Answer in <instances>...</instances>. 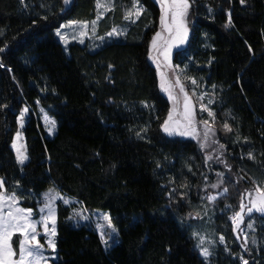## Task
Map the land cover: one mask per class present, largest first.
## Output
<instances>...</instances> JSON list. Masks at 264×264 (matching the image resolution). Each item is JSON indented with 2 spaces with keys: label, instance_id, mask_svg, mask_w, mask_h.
<instances>
[{
  "label": "trees",
  "instance_id": "1",
  "mask_svg": "<svg viewBox=\"0 0 264 264\" xmlns=\"http://www.w3.org/2000/svg\"><path fill=\"white\" fill-rule=\"evenodd\" d=\"M112 3L114 10L100 20L101 34L123 26L131 0ZM140 5L144 11L125 24L126 35L96 49L72 43L67 55L54 30L64 20L95 18L96 0H72L67 9L63 0H0V47L7 44L0 52V105H8L0 107L4 187L27 197L20 205L33 208L35 217L49 187L73 201L57 202L58 258L52 264H242L240 254L248 264H264V240L240 253L229 219L246 190L264 188V0H195L190 7L189 38L172 62L180 69L187 65L180 80L197 119L215 129L205 150L195 141L167 137L160 127L170 105L148 60L160 9L153 0ZM37 100L57 120L52 138L34 114ZM201 103L214 120L201 112ZM23 106L30 110L23 128L29 160L21 167L10 144ZM144 127L148 132L138 138ZM207 151L212 158L205 163ZM216 171L225 178L220 192H228L210 206L204 185ZM206 205L212 208L208 225L225 243L213 249L209 262L199 254L190 225ZM76 206L107 210L118 243L106 250L91 222L72 226L68 217ZM256 221L264 237V216Z\"/></svg>",
  "mask_w": 264,
  "mask_h": 264
},
{
  "label": "snow or ice",
  "instance_id": "2",
  "mask_svg": "<svg viewBox=\"0 0 264 264\" xmlns=\"http://www.w3.org/2000/svg\"><path fill=\"white\" fill-rule=\"evenodd\" d=\"M160 5V30L156 31L152 36L151 41L149 43L148 48V58L152 60L157 67V73L161 76L160 88L162 91L168 93L169 101H174V107L169 109L167 118L164 119L163 123L160 127L163 131L169 136L172 135H180V136H193L199 140L200 133L198 131L197 125H203V137L204 141L209 138V135L215 134V129L210 127L209 121H196L195 112L193 109V102L191 101L189 94L185 91V86L180 80V74L184 73L187 70V65L183 69L179 68V65H171L170 58L172 55L173 49L181 48L189 38V23L188 16L190 14V7L195 0H156ZM241 4L245 3V0H240ZM24 3V0H21V4ZM72 3V0H63L64 8L67 9ZM108 7L102 5L101 0H96V8L99 10L104 8V11H98L97 18L92 20L91 22L82 21L79 22L85 30L88 29L89 24L92 26V31L95 32L97 20L101 19L104 15L105 11L114 10L115 5L112 3V0H109ZM43 7V5H41ZM64 9H62L63 11ZM144 9L140 5V0H132L131 8L125 10V14L123 19L130 23H135L136 20L140 18ZM209 12L212 11L211 8L208 9ZM42 19H47V17H42ZM36 22L33 21V24ZM77 21H69V24H76ZM231 25V19L229 17L228 24L225 27ZM66 25L61 24L59 28L56 29V35L60 37L62 41H65V36L61 34V29L65 28ZM127 29L121 28L119 26H114L110 31L106 32L104 36H97V39L104 44L106 41H111L114 38L118 39L121 36L126 35ZM81 36L87 34V31H82ZM0 35H3L2 30H0ZM83 43V40L80 41ZM100 45H94V47H99ZM7 48V44L4 47H0V52H4ZM251 51V49H249ZM155 54V55H154ZM179 54V53H178ZM163 57V63L166 68H171L173 73L176 74V70H179V74L175 75V84H172L169 79L165 78V74L160 72L161 63H158V58ZM211 62V61H210ZM0 67H4L2 63H0ZM109 68H112L113 65L109 64ZM11 71V69H9ZM108 79V77H106ZM187 79L191 80L193 86L197 85L196 79L192 77H187ZM179 87L180 93L183 94V109L180 110V95H173V90L175 87ZM215 88V85H213ZM195 95V93H193ZM204 95L201 94L199 99H203ZM39 103V101H37ZM214 103L213 100H208V105H212ZM208 105H204L201 103V112L207 111L208 116L215 119V113L208 107ZM0 107H8V105H0ZM145 107H148L145 104ZM29 109L24 107L18 116H16L17 122L23 126V123L26 119L27 114L29 113ZM43 112L44 110L41 109ZM45 123L51 124V127L48 128L49 133L51 134L56 127V120L52 117H49L47 113H45ZM224 128L227 131H231V127L225 123ZM148 127L141 128L140 131L136 132L135 135L138 138L143 139L144 136L142 133L148 132ZM16 138L12 142V149L15 151V161L18 165L23 167L26 162L29 160L26 152L22 151L21 148L17 147L16 140L21 136V132L18 130L15 134ZM204 143L201 142V148L203 149ZM220 148L223 149L224 145H220ZM249 158L252 157V153L248 154ZM210 156L205 157V163L210 160ZM219 163L224 164L226 168L231 170V165H228L225 160L221 157H217ZM114 167V166H113ZM157 167H160L157 164ZM191 171V169L189 168ZM218 180L217 183L211 184V188H219L225 183L224 173L218 172L216 173ZM207 180V177H204ZM255 184L256 182L253 181ZM5 181L4 178H0V264H48L49 260L56 259L55 256H47L45 255L48 249L52 250L54 253L56 250V243L54 237L57 235L56 232V207L55 203L57 200L63 202V204L68 205L70 201L61 196L58 192H55L54 189H49L48 192L42 194L41 200L37 201L39 208V219L34 217V209L33 208H24L20 206L21 200L27 199V197H21L17 195V192L14 190L9 193L7 189L4 187ZM186 186V185H184ZM17 189L19 188V184L15 186ZM207 188L208 185H205ZM175 191V190H173ZM228 189L223 188V192H218L216 195H209L207 199L209 201H214L218 196H223L227 194ZM246 195L249 199V205H245L243 203V199L240 203V210L236 211L235 214L229 219H231L233 224V231L236 232L240 225L243 223L246 215H251L254 212L261 214L264 216V188L257 186L255 188V196H253V192L251 190H246ZM226 207H231V205H227ZM86 209L76 210L73 209V214L68 217L69 220H83L89 221L91 219L90 216L84 215ZM198 215V214H197ZM100 220L106 222L105 225H101ZM38 226L43 227V234L38 231ZM79 226V224H77ZM97 230L100 231V239L101 242L105 245L106 250L111 247L112 243H116L114 240V235L117 233V228L113 224L112 218L108 213H104L96 223ZM248 228L252 229L253 224L249 223ZM19 234L18 237V252L14 248V239L13 237L16 234ZM41 235L45 238V245L41 243ZM108 237L107 239L105 237ZM193 236H198V233H193ZM204 237H199V243L196 247L199 249V253L202 257L207 260L212 252L209 248L203 247ZM111 241V243H110ZM214 243V242H211ZM220 243H224V237L220 236ZM252 243L255 244V239L252 240ZM245 247V245H242ZM227 250V249H226ZM18 256V258H16ZM240 260L242 264H248V261L244 259L243 256H240Z\"/></svg>",
  "mask_w": 264,
  "mask_h": 264
},
{
  "label": "rangeland",
  "instance_id": "3",
  "mask_svg": "<svg viewBox=\"0 0 264 264\" xmlns=\"http://www.w3.org/2000/svg\"><path fill=\"white\" fill-rule=\"evenodd\" d=\"M153 1L158 5V7H159V9H160V5H159V3H157L156 0H153ZM131 2H132V0H131ZM101 3H102V5H104L105 7L110 6V5H109V0H101ZM129 8H131V4H130V7H129ZM98 11H104V8H101V9H99V10L97 9V14H98ZM105 12H106V11H105ZM105 12H104V14H105ZM97 14H96V17L93 18L92 20H94V19L97 18ZM92 20H88V22H91ZM100 20H101V19L97 20V25H96L95 32L92 31V26H91V24H89L88 29L85 30V29L83 28V26L79 23V22H82V20H64V21L61 22V24L66 25V27L63 28V29H61V34L64 35L66 39H65V41H62V40L60 39V37H58V36L55 34V33H56V29L59 28L61 24L59 25V27H57V28L54 30L55 38H56V39L58 40V42L62 45V47H63V49H64V51H65V53H66L67 55H69V46H70L72 43H77V44H79V45L89 44V45L91 46V48L96 49V48H98V47H94V45H101V42L97 39V36H104V35H105V33H104V34H101V33L99 32V23H100ZM69 21H77L78 23H76V24H69ZM128 23H130V22H127V21L124 20V21H123V26H119V27L123 28V27L125 26V24H128ZM112 28H113V27H112ZM112 28H111V29H112ZM111 29H110V30H111ZM110 30H109V31H110ZM158 30H160V21H159V25H158ZM158 30H157V31H158ZM82 31H87V34L84 35V36H81L80 33H81ZM107 32H108V31H107ZM189 32H190V29H189ZM114 39H115V38H114ZM81 40H83V43L80 42ZM186 43H187V42H186ZM186 43H185L182 47H184V46L186 45ZM182 47H181V48H182ZM179 49H180V48H179ZM175 50H177V49L174 48L173 51H172V54H173V52H174ZM154 55H155V54H154ZM148 60H149V62L151 63V65L155 67L156 72H157L156 64H154V63L152 62V60H150L149 58H148ZM157 62H158V63H161L160 72L163 73V74H165V78H166V79H169V80L171 81L172 84H175V75L177 74V71H176V74H174V73H173V70H172L171 68H166V67L164 66V63H163V57H162V56L158 58V61H157ZM170 64L173 65V66H175V65L173 64V62H172V55H171V58H170ZM157 76H158V84H159V87H160L161 76L158 75V73H157ZM160 89H161V88H160ZM161 91H162V90H161ZM185 91H186V90H185ZM162 92H163V94L165 95V97L167 98V100H168V102H169L170 109L173 108V107H174V101H169V99H168V93L165 92V91H162ZM177 94L180 95V110L182 111V109H183V94L180 93V90H179V87H178V86L175 87L174 90H173V95L175 96V95H177ZM189 97H190V96H189ZM190 99H191V98H190ZM37 101H38V100H37ZM37 101H36V105H35V108H34V109H35L34 114L36 115L37 119L40 121V123H41V125H42V127H43V129H44V131H45V135H46L48 138H52V137L54 136L55 132H56L57 123H56V127H55L54 131H53L51 134H50L49 131H48V128L51 127V124L49 123V124L46 125V123H45V113H47V115H48L49 117H52V118H54V119L56 120L55 116L51 113V110H50V109H52V108L48 109L47 107H44L43 105H41L40 102L37 103ZM191 101L193 102L192 99H191ZM24 107H27V106H23L22 109H23ZM27 108H28V107H27ZM22 109H21V110H22ZM28 109H29V108H28ZM41 109H43L44 111L42 112ZM193 109H194V112H195V114H196L194 103H193ZM21 110H20V111H21ZM19 113H20V112H19ZM18 115H19V114H18ZM28 115H29V113H28L27 116H26V119H25V121H24V123H23V126H21V125L17 122V129H16V131L14 132V134H13V138H12V142H13V140L16 138V136H15L16 132H17L18 130L21 132V136L19 137V139L16 140V143H17V147L21 148L22 151L26 152V154H27V151H26L25 141H24V137H23V128H24V126H25V124H26V121H27ZM207 116H208V115H207ZM208 117H209V116H208ZM195 119H196V121H198L196 115H195ZM56 122H57V120H56ZM209 125H210V127L214 128L213 125H212L211 123H209ZM197 128H198V131H199V133H200L199 140H198L197 138L193 137V136H180V135H172V136H169V135L166 134L164 131H163V132H164V134H165L167 137H170V138H179V139H187V140L195 141L200 147H201V142H203V143H204V147H203V149L205 150V149H207V148L209 147V145H212V144L214 143L215 138H216V137H215L216 134H214V135L210 134V135H209V138H208L206 141H204V137H203V125H202V124H198V125H197ZM12 142H11V144H10V148H11V150L13 151V153H14V157H15V151L12 149ZM201 149H202V148H201ZM209 153H210V157H211V155H212L211 151H210V152H208V151L206 152L207 156H209ZM211 158H212V157H211ZM19 166H20V165H19ZM218 172H219V171H216L215 173H212V174H213V177H214V178H213V182H210V181H209L208 183H205V185H208L207 188H206L205 185H204V188H205V190H206V194H207L206 197L209 196V195H216L218 192H220V190H219L220 188H211V184H213V183H217L218 177H217L216 173H218ZM220 172H221V171H220ZM209 186H210V187H209ZM220 187H221V186H220ZM255 188H256V187H255ZM255 188H254L253 191H252V192H253V196H255ZM49 189H54V188L49 187V188L45 189V190L42 192V194L48 192ZM207 189H209V190H207ZM54 190H55V189H54ZM56 192H58V193H59L61 196H63L65 199H68V200L70 201V203L73 202L69 197H67V196H65V195H63V194H61V193H60L59 191H57V190H55V192H54L53 194H55ZM218 197H219V196H218ZM242 199H243V203H244L245 205L250 206V205H249V199H248L246 193L243 195ZM242 199H241V200H242ZM58 201H59V200H57V202H58ZM57 202L55 203V207H56V209H57ZM61 202H62V201H61ZM62 203H63V202H62ZM70 203H69V204H70ZM209 203H210V206H211V205H212V206L214 205V202H213V201H209ZM240 203H241V201L239 202V205H238L239 207H238V209H237L236 211H239V210H240ZM20 206H21V205H20ZM39 206H40V205H39ZM39 206H38V208H39ZM21 207H23V206H21ZM24 208H25V207H24ZM74 209H76V210H82V209H84V208L79 207V206H76ZM211 211H212V208L209 207L208 205H206V206L204 207V209L202 210V212L198 213V215H197V214L194 215V216H195V220H197V222H196V223H191L190 225H191V227H192V231H193V233H194V232H195V233H198V236L195 237L196 245L199 243V237H200V236H203L205 239H204V243H203L202 246H203V247H207V248H209L210 251L213 252V249H214L218 244L223 245V244H225V243H223V244L220 243V236H221V235H218V236L215 235L214 232L211 231V229H210V227H209V225H208V222H210V216H211V213H212ZM236 211H235V212H236ZM235 212H234L233 214H231L229 217L233 216V215L235 214ZM104 213H108V214L110 215V213H109L107 210H104V209H87V211L83 213L84 215H88V216L91 217V219L89 220V222H91V223L93 224L92 226H93L94 229L97 231V233H98L99 236H100V231L97 230V228H96V223H97V221L99 220V217H101ZM72 214H73V211H72V213H71L70 215H72ZM56 215H57V211H56ZM258 215H260V214H259V213H255V212H254L253 214H251V215H246L245 218H244L243 223L240 225V228H239L236 232L233 231V234H234V237H235L236 243H237V245H238L239 248H240V253H241V250H242V251L244 250V247H242V245L247 246L248 244H253V243H252V240H253V239H255L256 243H258L260 240H261V241L264 240L263 234L258 232V230L256 229V225H255V222H257V221H256V217H257ZM34 217H35V216H34ZM35 218H36V219H39V213H38V216L35 217ZM68 220H69V219H68ZM230 221H231V219H230ZM69 222H70V224H71L72 226H77V224L82 225L83 223H85V222H87V221L79 220V219L77 218V220H69ZM100 223H101V225H105V224H106V222H104V221H102V220H100ZM249 223H252V224H253V228H252V229H249V228H248V224H249ZM231 225H232V228H233L232 221H231ZM38 231H39L41 234H43V227H42V226H38ZM56 232H57V231H56ZM18 237H19V234H18V233L13 237V239H14V241H15V243H14V248L17 250V252H18ZM105 238L107 239L108 237L106 236ZM54 240H55V243H56V236L54 237ZM114 240L117 241V242H116V243H112L111 246H113V245H115V244L118 243V232L114 235ZM211 242H214V243H211ZM41 243L45 245V248H47V245H46V243H45V238L43 237V235H41ZM110 243H111V241H110ZM256 243H255V244H256ZM197 249H198V248H197ZM198 251H199V249H198ZM199 254H200V253H199ZM45 255H47V256H55V257L58 258V255H57V247H56V250H55L54 253L52 252V250L48 249V250L46 251ZM240 256H242V255L240 254ZM16 258H18V256H17ZM57 258H56V259H53V260H49V261H48V264H52L53 262H55V261L57 260ZM203 258H204V257H203ZM209 258H210V257H209ZM209 258L206 260L207 262H209ZM204 259H205V258H204Z\"/></svg>",
  "mask_w": 264,
  "mask_h": 264
}]
</instances>
